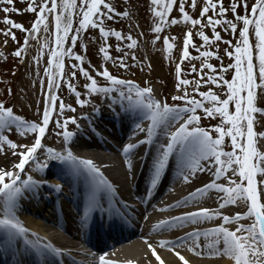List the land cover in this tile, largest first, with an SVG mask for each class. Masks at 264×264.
<instances>
[{"label": "snow or ice", "instance_id": "6c2138e0", "mask_svg": "<svg viewBox=\"0 0 264 264\" xmlns=\"http://www.w3.org/2000/svg\"><path fill=\"white\" fill-rule=\"evenodd\" d=\"M17 2L0 0L3 24L7 26L0 31L5 37L0 43L7 47L10 39L16 44L11 56L23 66L30 41L37 42L39 51L32 61L39 72L41 60L46 57V66L43 67L46 82L41 79L39 83L42 89L46 83L47 95L38 121L26 120L0 100V155L7 156L10 150L13 158L10 165L0 167V230H3L7 242L22 240L23 245L43 256L40 238L36 233H31L36 239H30L29 230L16 215V205L24 191L37 188L42 183L32 175L22 179L21 174L26 171V166L35 165L37 171H43L48 160H59L70 163L75 176L86 173L91 186L86 196L85 218L89 213L104 209V195L115 198L116 189L93 161L79 159L70 148L65 147L74 136L68 131L69 124L79 127L75 115L66 116V113H76L77 107L66 103L59 95L62 86L66 85L75 98V105L81 109L94 96L110 97L118 93L121 100L127 99L131 108L139 109L150 121L146 128L136 125L137 134L143 133L145 138L122 148L127 158V171L134 173L131 156L141 146H153V152H150L153 175L148 195L158 185L173 157L178 164L177 177L187 185L192 184L198 174L211 173L209 182L196 187L183 200L177 201L175 207L197 204L201 198L214 192L219 197L215 209L202 207L188 211L162 220L154 228L163 231L213 220H220L221 223L205 231L187 233L177 241L160 240L155 246L146 239L144 243L156 264H168L157 248L172 251L179 264H190L184 255L175 251V248L186 243H190L189 250L195 256L206 251L213 256L227 257L232 264H264V0H228L227 6L224 0H150L153 16L151 32L155 36L151 41L153 45L161 39V33L167 27L180 24L190 26L183 34L180 62L175 66L173 90L176 94L171 96L173 104H169L167 99H154L151 87H140L108 70V62L124 71L135 66L126 62L129 59L126 49L135 50L138 39L131 32L125 34L116 30L109 23L116 17L129 18V11L118 12L107 0H19L26 3L24 9L17 8ZM188 9L193 13L198 9V17L190 15ZM174 10L179 13L178 18L172 16ZM23 13L35 16L30 28L10 18L11 14ZM89 29L98 32L102 42L98 52L105 63L101 68L89 61V68L86 69L85 56L74 51L81 34ZM206 29L211 31V37ZM16 30L24 33L22 44ZM193 30L202 42L200 45L193 41ZM222 32L229 38L225 39ZM110 38L117 42L115 51L122 53L121 56L113 57L110 54L113 48L109 43ZM89 39L95 41L96 36ZM177 39L175 36L163 37L168 59H172ZM220 44L225 45L222 54ZM81 48L86 53L88 45H81ZM190 48L197 55H191ZM0 58L8 61V55L4 52H0ZM65 58L75 62L66 66ZM225 58L227 64L224 63ZM131 59L135 61L137 57L132 55ZM212 60L217 61L218 65L213 64ZM185 61L190 65L189 75L195 74L197 78H185L181 67ZM193 61H199V67ZM77 73L85 81L81 87L87 99L82 98L81 91L72 82L77 78ZM98 77L106 83L101 85ZM189 86L193 88L192 93L188 91ZM203 87L208 90L201 91ZM7 94L12 95L11 88L7 89ZM196 95L199 99L195 98ZM175 102H183V106ZM112 103H116L115 99ZM217 118L219 123L211 128L202 126V120ZM175 123L179 126L175 131H169ZM50 124L58 130L54 135L62 137V151L43 143L52 134ZM161 131L167 137V143L157 145ZM12 135L27 138L29 142L14 140L10 138ZM41 155L46 158L44 162H41ZM52 187L57 192L62 191L60 185ZM229 206L242 210L234 213L222 211L228 210ZM171 207L161 208L160 211H168ZM107 211L113 218L121 215L111 204ZM233 225L234 230L230 227ZM201 236L205 240L203 246ZM42 248L54 255H62L61 250L50 243L43 244ZM98 264L117 262L100 254ZM128 264L132 262L128 261Z\"/></svg>", "mask_w": 264, "mask_h": 264}, {"label": "rangeland", "instance_id": "374dc122", "mask_svg": "<svg viewBox=\"0 0 264 264\" xmlns=\"http://www.w3.org/2000/svg\"><path fill=\"white\" fill-rule=\"evenodd\" d=\"M107 2L111 3L118 12L129 11L131 14L130 17L127 19L116 17L113 21L109 22L111 26L115 28L116 30L124 32L125 34L131 32L133 37L138 39V47L135 50L126 49V51H129V59L126 62L129 65H135V66L129 67L127 71H124L123 69L119 68L117 65H113L111 62H108L107 63L108 70L113 75L129 80V81H132L138 84L140 87H146V86L151 87L153 89L154 99L156 100L167 99V102L169 104H173L174 102L171 100V96L176 94L173 90V85L175 82V66L177 63L180 62L183 34L186 30H188L190 26H185L183 24H180L177 26L167 27L165 31L161 33V39L156 44L153 45L151 41L155 38V36L151 32L153 16L150 11V0H107ZM198 2H200V0H198ZM224 2H225V5L227 6L228 0H224ZM26 6L27 5L25 2H19V0L16 3V7L20 9H24ZM188 11L190 15L194 16V18L198 17V11H199L198 9L195 13H193L191 9H188ZM172 16L178 18L179 13L174 10ZM3 18H4V13L0 12V31L7 28V26L3 24ZM10 18L16 22L22 23L25 26V28H30L32 22L35 19V16L32 13H23L22 15L11 14ZM229 18H231V14H229ZM141 33H143L144 35L141 36L140 35ZM193 33H194L193 34L194 43H196L197 45H200L202 42L200 41L199 37L195 35V30H193ZM206 33L211 37L210 30L206 29ZM221 34L222 36H224L225 39L229 38L227 34L223 32ZM16 35L20 43L22 44L23 39H24V33H21L20 31L16 30ZM41 35H43V32H41ZM92 36H96L95 41H92L89 39ZM164 36H175L178 38L176 41V47H174L172 51V59H168L167 58L168 54L164 51V44H163ZM4 39L5 37L2 34H0V42H2ZM101 43L102 42L99 39L98 32H96L95 30L89 29L86 33L81 34V38L78 41V44L74 51L85 56L84 67L86 69L89 68V61H91V64L95 65L97 68H101L104 66L105 62L103 61V57L98 52V48L100 47ZM109 43L113 45V48L111 49L110 54L113 57L121 56L122 53H118L115 51V45L117 43L115 39L110 38ZM84 44L88 45L86 53L81 48V45H84ZM16 47L17 45L14 44L10 39L8 40L7 47H4V45L0 43V52H4L6 55H8L7 62H5L2 58H0V100H2L6 105L13 107L15 113L17 115L24 117L26 120L38 121L34 119L32 113L35 112L38 116H40V111L41 109H43V103L47 95L46 87L44 88L45 91L41 87L39 91H37L38 87L40 86L39 81L42 78L46 81V77L44 76V73H43V67L46 66V57L41 60V67H40L39 72H37L36 65L32 61V57L36 56L39 51V46L37 42L35 40L30 41L28 55L26 57V62L23 66L19 64V61L17 59L11 56V53L16 49ZM224 47L225 45L220 44L221 54H222ZM189 51L191 55L193 56L197 55L194 49L190 48ZM132 55H135L137 57L135 61L131 59ZM74 62L75 61L73 60H69L68 58H65L66 66ZM211 62L213 64L218 65V62L215 60H212ZM192 63H195L197 67H199V61H193ZM224 63L225 64L228 63L227 58H225ZM181 67L184 70L185 78H188L190 80L197 78L195 74L189 75L190 65L188 64L187 61H185L181 65ZM89 70L91 71V69ZM12 73H15V75H13ZM92 74L95 75V72L92 71ZM97 79L101 85L106 83L105 81H103L102 78L98 77ZM72 82L76 84L77 89L81 91L82 98L87 99V96L84 94V90L81 87L85 83L83 77H81L79 73H77V78ZM8 88L12 89V95L7 94ZM207 90H208L207 87L201 88V91H207ZM188 91L190 93L193 92L192 86H189ZM38 94H40L41 107L40 108L37 107L33 111V108L35 106V99H37ZM59 95L66 103L72 104L74 107H77L76 113L74 114L66 113V116L75 115L77 117V121L80 120L86 114L97 111L99 107H102V104H112L114 107H118L122 104L121 106L123 108L131 109V107L129 106L128 100L127 99L121 100L119 98L118 93H113L111 94L110 97L99 96V95L94 96L91 98L90 103L82 109L75 105V98L72 95V93H70L67 90L66 85L62 86V89ZM195 98L199 99V96L196 95ZM113 99H115L116 101L115 104L112 103ZM175 103L183 106V102H175ZM57 107H58V104H57ZM102 112L103 111H101V113ZM103 114H106V113H103ZM143 115H144L143 112L140 111L139 119H142ZM131 119L132 117L125 116L123 120H126L127 122H131ZM103 123L105 125L112 127V125H110L106 121H103ZM218 123H219L218 118L202 120V126L206 128H211L212 126ZM74 127H75L74 125L69 124L68 131L73 132L75 129ZM50 129H51L52 134H49L47 138L43 141V143L45 144V146H50V147L57 146L58 143L62 141V137H56L54 135V132L58 130L54 128L53 124H50ZM124 133H127V134L130 133V129L127 128V125L124 126ZM10 138L14 140H19L21 142H28L27 138H20L15 135H12ZM84 144L85 142H82V143H76L75 141L70 142L71 147L77 148V149H80L82 146H84ZM226 150H230V149L226 148ZM114 155L116 157L118 156L116 153L106 151V156L114 157ZM40 159H41V162H44L46 160V158L43 157L42 155ZM104 160H108V159L105 158ZM69 165L70 163L68 164L65 162H61L59 160H48L46 168L47 169L49 168V171L52 170V172H49V173L51 174L53 173V174L49 176H44V178L46 179L45 182L53 186L54 185L53 181L58 180L57 179L58 176H56L57 174L56 172H58L60 175H62L63 173V176L67 180L66 185L70 183L71 184L81 183V180L83 177L81 178V177H76L75 175H73V173L68 169L70 168ZM121 165H122V161L119 159L118 161L119 167H115V168L119 169L120 171ZM105 166L108 169L112 167L110 165H105ZM33 168L36 169L35 165H33ZM134 172H135V167H134ZM120 177H122V175ZM61 186L65 187V184L61 183ZM43 190L46 191L45 189ZM63 191L64 189H62V191L60 192L62 193ZM31 193H33L34 195V192H31ZM73 193H74V190H73ZM79 194L82 195L81 193ZM24 195H25V198H27V202H28L27 204L33 203V200L31 199L30 196L26 197L27 195L26 192H24ZM141 195H143V193H141ZM37 196L41 198L40 195L37 194ZM29 200L31 201V203ZM62 205L63 207H65V204H62ZM66 205H69V204L67 203ZM68 207L71 208V206H68ZM161 213L162 212L146 215L143 218V221L149 217H152L155 220L160 219V216L162 215ZM16 215L22 217L26 215V210L21 209V211L16 212ZM47 225L48 223L43 221V228L47 229L50 227ZM188 226H190V224H186L185 228H188ZM52 230H53L52 231L53 233L55 231L58 234L61 232L64 234V232L59 230L58 228H53ZM63 234H59V235H62L64 237ZM146 239L149 241L150 240L154 241V239H152L151 237H147L145 238V240ZM116 257H118V255H116L114 258L116 259V262L118 264L120 263V261Z\"/></svg>", "mask_w": 264, "mask_h": 264}, {"label": "bare ground", "instance_id": "6f19581e", "mask_svg": "<svg viewBox=\"0 0 264 264\" xmlns=\"http://www.w3.org/2000/svg\"><path fill=\"white\" fill-rule=\"evenodd\" d=\"M40 87L41 86L38 87L37 91H39ZM45 87H46V83H45ZM44 91H45V89H44ZM37 107H39V108L41 107L40 94H38L37 99H35V106L33 108V111ZM43 108H44V103H43ZM104 108L105 107L103 105H102V107H99L100 110H102ZM42 111H43V109H41L40 114L42 113ZM108 111L110 114L112 113L110 110H108ZM131 111L140 114L139 109L131 108ZM97 113H99V112H97ZM32 114H33L34 119H36V120L40 119V116H38L35 112ZM149 122L150 121H148L143 115L142 119H139V121H137L136 123H132V124L130 122L129 123L124 122V123L125 124L127 123L126 124L127 128L130 129V133L133 136H137L138 139H143V138H145V135L143 133L137 134L136 125L140 124L142 127L146 128ZM178 126H179L178 123L173 124L169 128V131H175L176 127H178ZM81 129H82V131H86L85 130L86 128L84 126L79 128L80 131H81ZM79 130H75L73 132L74 136L72 138H74L78 134H80ZM257 130L259 131L262 129H257ZM73 140L74 139H71L70 142H73ZM70 142L67 145H65V147L70 148L73 155L79 159H90V160H92L93 163L103 173L104 177L106 179H108L113 184V187L116 189L114 199L110 196L104 195L103 204L105 206H107V205L109 206V204H111V203H109V200H113L116 202L117 199H118V201L119 200L120 201L121 200L129 201V200L133 199V197H131L130 193H129V186H131L135 182V179L132 180V177H133L132 173H130L129 176L127 177V173H128L127 167H126V159L127 158L124 156V154L122 152V148L124 146L123 144L118 145L116 148L118 151L117 157L115 155H114V157H111V156L108 157L105 155V153H101L99 148H97V146L95 144H93L92 138H89L85 142L84 146H82L80 149L71 147ZM25 143H27V142H25ZM62 143H63V141H60L58 143V145L53 146V148H55L57 151H62V149H61ZM128 143H133V142L129 140L125 143V145ZM159 143H165V144L167 143V137L163 134L162 131L158 135L157 140H156V144L158 145ZM102 151H104V150H102ZM148 152H150V151H148ZM38 155H40V154L38 153ZM105 157L108 160H104ZM119 159L122 161L120 171H119V169L115 168V167H119L118 166ZM131 160H132L133 165H134L135 170H136V168H139V164L143 160V154H141V152H139V150L137 149L134 152V154L131 156ZM136 161H137V163H135ZM12 162H13V158L11 156L10 150H9V154L7 156L0 155V167L4 166L5 164L10 165ZM152 163H151V166L147 169L148 172H146V170L142 169L144 174L147 173L150 176L153 175L152 174L153 173L152 172ZM105 165H110L112 167L108 169ZM69 167H70V165H69ZM172 167H175L172 175L175 177L176 181H173L172 183L169 182L168 186L161 189V191L157 195L152 196V198H153L152 199V205L150 203H148V205L140 204L142 210L149 209L148 211L144 212V217L146 215H149V214L160 213L161 208H169V206H173V207H171V209L168 211H163L161 213L162 215L160 216V219L161 218L163 220L170 219V218L175 217V216L183 215L184 213H186L188 211H195L198 208H202V207H208L210 209H215L217 207L216 201L219 199V197L214 192H210L208 194V196L201 198L199 200V203H197V204L190 203L187 206L175 207V205L177 204V201L183 200V198L186 197L190 192L194 191L196 187H200L204 183L209 182L211 179V173L198 174L197 178L194 179L193 183L190 185H187L183 182L182 179H178V177H177L178 164H177L175 157H173L170 160L169 166L165 170V173L168 170H170ZM68 169L72 172L71 167ZM9 170H11V169H9ZM45 170H46V167L43 169V171H37L36 169L33 168V165L30 167L26 166V171L24 173H22L23 179H26L28 175H32V177L35 180L42 181V183L37 188H33L29 191L28 190L24 191L27 193L26 197L30 196L31 199L33 200V203L27 204L28 203L27 198H25V195L23 193L22 197L17 202V205H16L17 211L16 212L21 211V209H24V210H26V215H24L22 217L21 216H17V217L22 222L23 226L26 227L30 232L37 233L38 235H40L42 237H44V236H46L47 238L51 237V239L54 241L51 243H54V244L57 243L61 246H68V244L63 239V237H61V236H59V235H57L51 231L52 230L51 226L47 229L43 228V221L46 222V220L44 218L51 212V209H53V208H51V206L49 207L47 205V204H50V205L53 204L50 202V200H54V202H56L55 206L58 207V209H60L59 205H62V203H65V208L63 211L64 215L65 214L69 215L70 211H71L69 209V207L66 205V202L70 203V204H71V202L68 201L69 199H67L65 197L64 193L61 194L60 192H57L55 190V188L52 187L51 184H47L45 182L46 179L42 178ZM170 171L172 172V170H170ZM118 174L120 176L122 175V177H120ZM86 175L87 174L85 173L84 175L76 176V177L82 178V177H85ZM150 176H147L148 179L150 178ZM139 178L140 179L138 181V187L134 188V192L137 194L138 193L141 194L144 190V187L146 186V181H144L146 178H143L142 176H140ZM57 179L58 180L53 181L54 185H60L61 186L60 181H62V179H64V176H60L59 178L57 177ZM125 180H126V182L127 181L128 182L125 183ZM221 182H223V181H221ZM61 188L65 190L66 195L70 194L69 195L70 199L80 200L81 203H83L87 207V204H86V196L87 195H80L78 192L76 193V191H74V193H73V190H79L82 188L83 189L87 188V185L85 183H82L81 186H79L78 184L76 185L75 183H72V184L70 183L68 185L65 184V187L61 186ZM43 189H45L46 191H44ZM88 189H90V188H88ZM151 191H152V189H151ZM31 192H34V195ZM148 193H149V190H146V196L147 197H148ZM37 194L40 195L41 198H39L37 196ZM220 195H223V194H220ZM135 196L138 197L137 195H135ZM45 206L47 208V211H46V213H44L45 214L43 216L44 218H42V217L40 218L39 217L40 216L39 209H41L43 207L45 208ZM73 208H75V207H73ZM240 210H242V209H234V208H232V206H229L228 210H222V211H225V212L231 211L234 213L235 211H240ZM94 216L96 218L99 217L98 214H94ZM151 219H153V218L149 217V218L145 219L144 222L147 223ZM160 219H157L153 225L155 226L157 223L162 221ZM58 223H60V224L64 223L61 225L64 226V229H66V231H68V230L70 231V227H69L70 221L69 220L66 223L64 220L58 221ZM220 223H221L220 220H213V221H209V222H203V223H200L198 225H190V226H188V228H185V226H184V227L178 228V229L170 228V229H166L163 231H159V230L155 229L154 241L150 240L149 242L153 243V245L155 246L156 243L160 240L177 241V240H179L180 237L185 236L187 233H190V232H193L196 230L205 231L207 229L218 226ZM244 223H247V221H244ZM47 226H49V224ZM230 227L233 230L235 228L234 225L230 226ZM0 231H2V230H0ZM125 232H124V234H126V236L129 237L132 230L128 229ZM149 235H150L149 229H146L145 233L138 232L137 236L130 241V244H128L126 247H124L123 249H121L119 251H114V252L109 253L108 256L110 258H112V257L115 258V256L118 255V257H116L120 261V263H118V264H128V261H131L132 264H156L155 259L150 255L146 245L144 244L145 238L151 237ZM29 238L32 240L34 239V237L31 234H29ZM6 243L8 244L7 241H6ZM200 243L202 246L205 244V240H204L203 236H201V238H200ZM189 248H190V243H186L183 246H179V247L175 248V251H179L182 255H184L186 257V259H188L190 261V264H232V262L229 261V259L227 257L222 258V257H218V256H213V255L208 254L206 251L203 252L200 256H195L193 253H191ZM3 250H4L3 245L0 244V252H2ZM45 250L46 249L42 248V251H45ZM157 251L163 257V259L168 262V264H179V261L174 257L172 251H169L167 249H160V248H157ZM1 254L5 255L3 252ZM60 257L62 258V256H60ZM28 264H35V263L30 260Z\"/></svg>", "mask_w": 264, "mask_h": 264}]
</instances>
